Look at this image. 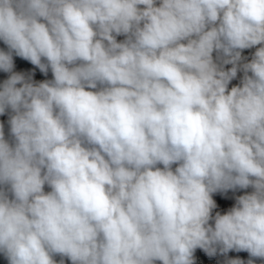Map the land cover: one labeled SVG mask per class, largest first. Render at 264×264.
Masks as SVG:
<instances>
[{
    "label": "clouds",
    "instance_id": "1",
    "mask_svg": "<svg viewBox=\"0 0 264 264\" xmlns=\"http://www.w3.org/2000/svg\"><path fill=\"white\" fill-rule=\"evenodd\" d=\"M0 40V70L14 52L53 77L0 87L8 264L264 259V0H0ZM249 187L209 223L213 193Z\"/></svg>",
    "mask_w": 264,
    "mask_h": 264
},
{
    "label": "built area",
    "instance_id": "2",
    "mask_svg": "<svg viewBox=\"0 0 264 264\" xmlns=\"http://www.w3.org/2000/svg\"><path fill=\"white\" fill-rule=\"evenodd\" d=\"M0 51H4V52L9 51L8 46L2 40H0ZM12 56H13V65H14L12 72H3L2 70H0V87H2L4 81L8 79L12 73L21 74L20 57L16 56L14 52L12 53ZM231 67H232L231 64H229L228 67L222 66L223 70L225 71L229 70ZM233 86H236L234 79L228 85L229 90ZM11 115H13V113L10 108L6 109L3 115H0V124H3L4 126L5 139L9 141V143L13 142V137L11 136V132H10V124L8 123ZM252 191L253 189L249 187L248 189L236 188L234 190L229 189L226 191H218L216 193H213L212 196H213V199L216 201L217 206L216 208L212 210L213 219L210 220L209 223L214 226V217L217 212H219L222 215L226 214L232 207L235 206L237 198L239 196L244 195V194H250ZM8 194H9V198H11V193L9 192ZM217 249H219V246H217ZM229 252L232 253L233 259H237V254L242 255L244 253V251H235V250H230ZM249 259H252L254 261V264H264V259L253 258V257H249ZM0 264H8L6 257L2 253H0Z\"/></svg>",
    "mask_w": 264,
    "mask_h": 264
},
{
    "label": "crops",
    "instance_id": "3",
    "mask_svg": "<svg viewBox=\"0 0 264 264\" xmlns=\"http://www.w3.org/2000/svg\"><path fill=\"white\" fill-rule=\"evenodd\" d=\"M158 3H159V0H158ZM140 7H143V6H140ZM116 39L118 42H122L124 39H126V37L124 35H120V36H117ZM257 47H260V46H256V47H253L250 49L242 50L241 55H242L243 59L240 61L241 65L243 63L250 62V60L253 58V55H254ZM20 61H21L20 71H21V74L25 76L26 80H29L30 82L38 84V83L43 82L45 80L53 79L50 69L48 70L47 74L45 75L43 72L40 71V69L38 67H36L35 65H32L29 61L24 60L21 57H20ZM220 64H222V66H225L223 63H220ZM249 75H251V73H249ZM243 76H244V72H243L242 68L238 69L237 75L234 78L236 86L241 85V81L243 79ZM157 166L161 167V168L163 167V165H157ZM176 166L177 165H173V170L175 169ZM44 190H45V192H48L51 189L47 185H45ZM54 259L57 260V262H59L61 257L55 256ZM63 259H64L65 264H71V261H68L66 259V257ZM155 264H160V262L157 261V262H155Z\"/></svg>",
    "mask_w": 264,
    "mask_h": 264
},
{
    "label": "rangeland",
    "instance_id": "4",
    "mask_svg": "<svg viewBox=\"0 0 264 264\" xmlns=\"http://www.w3.org/2000/svg\"><path fill=\"white\" fill-rule=\"evenodd\" d=\"M213 59L218 65H222L220 63H223V59H225V57H223L222 54L213 52ZM224 65H225L224 67L229 66V64H224ZM193 259H194V264H229V262L233 260L231 252L221 253L219 249H217L215 255L209 256L202 249H198V248L193 253ZM237 259L242 260L244 264H247L249 260L248 257L240 254H237Z\"/></svg>",
    "mask_w": 264,
    "mask_h": 264
},
{
    "label": "trees",
    "instance_id": "5",
    "mask_svg": "<svg viewBox=\"0 0 264 264\" xmlns=\"http://www.w3.org/2000/svg\"><path fill=\"white\" fill-rule=\"evenodd\" d=\"M243 256H246V257H250V255L246 252V251H244V253L242 254Z\"/></svg>",
    "mask_w": 264,
    "mask_h": 264
}]
</instances>
